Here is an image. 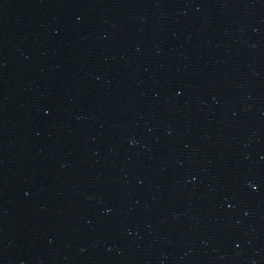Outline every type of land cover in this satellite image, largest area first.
Returning <instances> with one entry per match:
<instances>
[{
  "label": "water",
  "instance_id": "obj_1",
  "mask_svg": "<svg viewBox=\"0 0 264 264\" xmlns=\"http://www.w3.org/2000/svg\"><path fill=\"white\" fill-rule=\"evenodd\" d=\"M0 264H264V0H0Z\"/></svg>",
  "mask_w": 264,
  "mask_h": 264
}]
</instances>
